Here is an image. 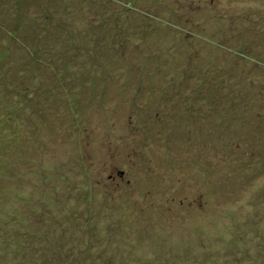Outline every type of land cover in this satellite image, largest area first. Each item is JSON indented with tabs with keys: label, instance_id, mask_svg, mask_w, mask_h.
I'll list each match as a JSON object with an SVG mask.
<instances>
[{
	"label": "rangeland",
	"instance_id": "1",
	"mask_svg": "<svg viewBox=\"0 0 264 264\" xmlns=\"http://www.w3.org/2000/svg\"><path fill=\"white\" fill-rule=\"evenodd\" d=\"M49 1L52 4L47 13L57 7L62 9V0ZM187 1L200 3L203 10L201 15L193 12L194 9L191 15L188 12L185 16L190 21L195 17L192 22L196 35H199L196 19L205 11L210 13V18L224 14L219 36L222 33L230 37L234 32L248 36L244 26L250 23L243 21L245 17L254 20L256 30H260L264 22V0ZM162 4L169 7L174 18L175 13L178 16L182 13L176 11L178 5L174 0H164ZM158 7L160 4L155 9ZM170 11L165 15L171 14ZM6 16L9 19H5ZM19 17L26 33L30 20L27 13L0 0V77L1 74L6 77L10 66L9 42ZM172 20L175 19L165 18L169 23ZM190 27L186 30L190 31ZM170 30L167 35L163 32L152 35L150 51L160 53L158 64L154 65L157 76L165 72L184 76L185 68L178 62L187 50L181 35L171 36L178 30ZM59 34L62 38L67 35L62 31ZM255 36L254 42L260 44L258 50L264 52V32ZM38 37L31 35V39ZM254 54L259 56L257 52L250 56ZM250 56L248 65L253 70L252 76H256L259 69L264 70V64L260 63V60L264 62V53L258 64L256 60L249 62ZM146 61V57L141 56L136 66L131 59L123 64L128 67V71H122L124 84L113 91L120 93L121 120L118 121L121 127L112 124L113 116L117 117L115 110L101 108L100 103L108 100L110 92L103 82L95 86L98 74L91 68L93 84L86 89L88 98L83 95V103L92 102L86 119L94 120L87 122L89 130L87 138L80 143L81 149L70 140L73 131L62 126V110H66V106L59 110L60 104L54 103L55 110L52 104L53 111H47L45 105L49 99L43 100L41 95L38 98L36 91L29 89L26 93L34 100L29 101L30 109L24 105L27 99L23 98L18 81L15 84L17 98L4 97L1 91L0 140L4 143V137L9 136L16 145L12 155L7 146L9 149L0 150V204H5L0 207L1 222L5 223L0 227V264H264V146L258 148L259 159L255 157L260 161L256 162L258 167L242 164L237 149L232 153L231 147L226 146L231 140L223 131L215 129L212 133V118L216 116L211 106L206 107L205 118L204 108L199 114V118L206 119L202 124L205 140L201 133L187 142L182 122L172 138H168L178 117L170 112L173 102H156L150 94L149 88L155 79L153 68ZM111 66L108 64L105 68ZM144 69L152 77L147 82L143 78ZM65 76L70 79L74 75ZM248 81L249 85L246 82L243 86H250L252 80ZM129 83L135 90L126 85ZM254 84L251 94L257 88V83ZM49 85L54 86L50 96L61 102L65 93L63 83ZM175 86L170 93L179 88L189 91L185 86L180 87L179 79ZM110 97L113 99L112 95ZM259 97H264V93ZM156 107L163 117L147 125L143 117ZM178 112L183 113L182 109ZM64 113L70 114L68 110ZM24 114H29L30 121H37L35 134L27 126ZM43 115L46 122L40 124L38 121ZM131 117L133 122L130 123ZM4 118L14 122L7 131L3 122L1 124ZM225 126L224 122L222 128ZM114 130L115 137L121 133L118 142L110 149H103V144L115 139L110 135ZM199 138L205 146L196 147L195 140ZM185 143H188L186 147ZM191 147L193 152L189 150L190 156H185ZM134 150L140 154L137 162L146 170L133 162ZM5 151H9L8 154ZM122 169L127 171L133 184L120 177ZM140 177L145 182L137 183ZM137 184H142L139 190Z\"/></svg>",
	"mask_w": 264,
	"mask_h": 264
},
{
	"label": "trees",
	"instance_id": "2",
	"mask_svg": "<svg viewBox=\"0 0 264 264\" xmlns=\"http://www.w3.org/2000/svg\"><path fill=\"white\" fill-rule=\"evenodd\" d=\"M174 1L178 5L176 11H182V15L179 16L175 13L177 16L175 18L169 7L162 4L164 0H62V2L60 0L61 6L63 5L62 9L57 7L55 10H51V13H47L52 4L49 0H2V3L5 2L8 6L20 10L24 14L27 13L30 20L26 27V33L20 24L22 16L19 17V20L17 19L19 23L12 29L13 36L9 42L10 56L7 57L10 66L6 72V77H3V74L0 77V98L6 95L17 98L19 95H15L17 93L15 84L18 81L23 90L19 88L18 92H23V98L27 99L24 105L30 109L32 106L29 101L34 100L30 94L26 93L29 89H34L38 98L41 95L43 100H52L51 103L47 101L48 104L45 105L47 111L52 110V104L55 110L56 104L54 103L60 104L59 110L66 106V110L70 114H65L66 110H62V126L66 125L68 130L73 131L70 140L81 149L80 143L87 138V131L89 130L87 122L94 120L93 118L86 119L92 102L89 105L83 103V95L86 96V89L93 84L91 68H94L98 74V79L94 81L96 82L95 86L103 82L109 88L108 100L100 103L101 108L115 110L117 117L113 116L112 124L114 122L115 127H121L118 121V119L121 120L120 93L114 94L113 91L124 84L121 79L122 71H128L127 65L123 66L124 62L131 59L133 66H136L141 56H145L146 64L153 68L152 72L155 79L149 88L150 94L156 102H173L170 112L174 117H178L174 122L173 129L168 134V138H172L177 125L180 126L179 123L182 122L181 129L187 142L190 143L191 138L193 139L201 133L204 139L202 124L206 123V119L199 118L200 109L204 108L205 118L206 107L211 106L216 116L212 118V133L215 129L222 130L227 139L231 140L227 142L226 146L231 147L232 153L237 149L242 164H254L258 167L256 162L260 163V161L255 160L256 158L259 159L258 148L260 145L264 146L262 144L264 141V97H259L264 93V70L259 69L257 75L252 76L253 70L248 65L247 57L252 52H257L259 56L256 54L250 56L249 62L256 60V64H258L260 55L262 56L264 53L258 50L260 44L256 41V45L253 40L257 33L264 32L262 29L264 22L260 24V30H256L254 29V20L245 17L243 21L250 23L244 26L248 36L244 35L243 32H241V36L235 32L230 37L224 36L222 33L219 36L218 30L221 31L220 22L224 14H217L210 18V13L205 11L200 18L196 19V23L199 24V27L196 24L199 35H196L192 22L195 17L190 21L189 17L185 19V16L188 12L191 15V11L194 9L193 12H199L201 15L203 11L200 9L201 4L187 0ZM159 4L160 7L155 9ZM31 9L34 11H32V17H30ZM167 11H170L171 14L165 15ZM165 18L175 20L169 23L165 21ZM5 19H9V17L6 16ZM188 26H191L190 31L186 30ZM55 27L57 28L56 32ZM173 27L178 30V33L173 31L171 36L181 35L187 50L182 55V61L178 62L185 68V79L180 73L177 76V72H165L161 76H157L155 66L158 64L157 59L160 57V53L156 54L150 51L152 35H159L161 32L167 35V32L171 31L170 29L174 30ZM209 27L212 29L211 32ZM45 31L46 34H44ZM60 31L67 35L62 38L59 36ZM35 34L39 36V40L37 38L31 39V35ZM250 37L252 38L250 39ZM32 40H35L36 43H33ZM70 63H72V67H69ZM260 63L264 64L262 60ZM108 64L110 66L113 64L110 69L105 68ZM256 64L254 63L252 66L255 67ZM144 70L145 72L142 70L140 74L144 72L143 78L147 82L152 77L146 69ZM71 73L74 76L68 79L65 75ZM249 78L252 80L251 85L243 86L247 84L246 82L249 85ZM178 79L180 87L185 86V89L189 91L179 88L170 93V90L176 89L175 85ZM59 81L64 86L65 93H62V100L65 102L62 100L61 102L55 101L53 96L49 94L52 92L53 86L49 84ZM255 82L257 88L255 93L251 94L252 84ZM126 85L133 87L132 83ZM248 87L249 90H247ZM133 89L135 90L134 87ZM1 91L4 92L2 96ZM111 95L113 99H111ZM86 97L88 98V96ZM16 102L18 106L16 108L19 110V102ZM22 109L20 107L21 111ZM180 109L183 113L178 112ZM28 115L22 116L28 120L27 126H30L33 129L31 131H34L35 134V129L38 128L37 121H30ZM162 117L159 108L156 107L154 112H150L143 119L147 125H150L159 122ZM40 118L38 123L46 122L44 115ZM2 122L4 131L9 130L14 123L10 118L1 119V124ZM131 122H133L132 117ZM224 122L226 126L222 128ZM114 133L115 130L110 135L112 139H115L103 144L105 145L103 149L106 147L110 149L118 142L121 133L117 137L114 136ZM39 140L37 137V141ZM195 141L196 147L205 146L204 141L200 138ZM3 142L5 144L0 140V150L1 148H5V150L10 148L11 153L9 155H12L16 145L14 138L5 136ZM187 144L185 143V147ZM212 147L216 149V145L213 144ZM134 149L137 148L134 147ZM189 150L193 152L192 147L188 148L185 156H190ZM9 151H5V153ZM132 153L135 157L133 162L146 170L143 164L140 165L137 162L140 154L136 153L135 150ZM246 161L249 162L246 163ZM146 173L148 176L147 171ZM119 174L122 179H127L128 183L130 181V184H133L127 171L119 170ZM136 181L137 183L145 182V180H141V177ZM136 186L139 190L142 184ZM204 203L205 206L207 203L205 196ZM3 205L5 204H0V207ZM2 213L3 210L1 209V215ZM1 221L3 220L0 218V227L5 225Z\"/></svg>",
	"mask_w": 264,
	"mask_h": 264
}]
</instances>
